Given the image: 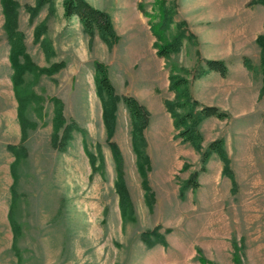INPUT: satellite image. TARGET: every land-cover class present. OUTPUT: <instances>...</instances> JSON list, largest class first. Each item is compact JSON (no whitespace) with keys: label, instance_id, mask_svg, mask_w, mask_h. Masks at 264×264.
<instances>
[{"label":"rangeland","instance_id":"1","mask_svg":"<svg viewBox=\"0 0 264 264\" xmlns=\"http://www.w3.org/2000/svg\"><path fill=\"white\" fill-rule=\"evenodd\" d=\"M17 1V27L31 60L64 64L52 73L27 72L36 99L25 107L23 137L0 0V264H201V257L207 264H264V74L257 40L264 32V3L88 0L111 14L119 38L109 45L97 32L89 34L77 15L66 16L63 0L39 6L38 0ZM29 6L37 8L34 13ZM164 19L158 36L153 27ZM182 31L181 49L159 55L157 43ZM209 58L225 60L228 73L209 70ZM96 62L120 95L112 136L97 93ZM172 75L185 80L177 90L170 87ZM123 94L150 112L151 204ZM53 96L77 124L63 145L53 140ZM166 100L178 115H197L205 105L227 115L189 120L199 134L195 145L180 136L185 126L175 125ZM218 137L225 140L229 170L216 152L202 165L203 150ZM111 141L121 150L133 202L126 218ZM9 144L19 148L17 158ZM153 230L166 242H157Z\"/></svg>","mask_w":264,"mask_h":264},{"label":"trees","instance_id":"2","mask_svg":"<svg viewBox=\"0 0 264 264\" xmlns=\"http://www.w3.org/2000/svg\"><path fill=\"white\" fill-rule=\"evenodd\" d=\"M264 3V0H259ZM53 3L54 0H38V6L43 3ZM64 4V13L66 16L71 17L77 15L81 20L84 29L89 34H94L97 32L101 38L109 45H113L119 38V34L113 23L111 14L92 3L88 0H63ZM2 5L5 13V27L11 41V48L9 58L11 65L13 67V74L11 75L13 89L18 101L17 114L22 128V135L26 137L27 127L26 122L29 121L25 113L26 105L31 102L36 97L33 91L28 90V85L26 83V74L29 71L35 73H52L60 68L64 64L63 61L54 62L50 66H40L31 60L30 55L26 52V45L24 41V32L20 30L17 26V15L19 2L17 0H2ZM33 6H29V9H32L33 13L35 9ZM165 19L158 26L153 27V31L156 35H161L164 30ZM153 26V25H152ZM181 31V30H180ZM183 34L184 32H177L173 38L166 40L158 45V54L161 56H169L173 52H177L181 49L183 44ZM37 37H39L40 32L36 31ZM162 37V36H161ZM258 42L262 46V70L264 74V32L260 33L257 38ZM44 46L48 49L47 42H43ZM207 68L209 70H215L221 74H227L229 71L228 63L223 59L209 58L207 59ZM96 85L97 93L99 94L102 104H103V118L108 129L109 136H112L116 125L117 118V108L118 101L120 100V95L117 94L114 84L106 73L105 67L101 62H96ZM170 82V87L174 90H177L185 83L183 78H177L175 75H172ZM55 103V114H54V134L53 140L55 144H66L68 139L72 136L73 129L77 126L76 121H69L63 111V101L61 98L53 96L52 97ZM122 100L129 109L133 117V130H132V143L134 151L137 155L138 169L142 174V182L146 188V198L151 204L154 198V192L150 185V180L148 178V171L152 167L151 157L147 152V138L145 135V128L148 125L150 112L149 109L139 101L137 97L132 94H123ZM188 101V96L185 101ZM166 105L168 110L175 117V125L178 127L185 126L180 130L179 134L184 139L193 142L195 145H199L198 141V131L193 126L192 122L188 124L189 120L195 121L203 119V117L217 115L219 117H225L227 114L224 110H221L216 105H205L202 106L197 115H194L193 110H187L183 114H177L174 110L175 104L173 101L166 100ZM195 117V118H194ZM62 129V134L60 130ZM112 151L114 153L118 178L116 180V187L119 194V205L121 208V214L124 218L129 215H132L133 202L131 200L130 194L127 189V185L123 176V159L119 145L115 141L110 142ZM8 147L14 152L16 158L19 156V148L16 144H9ZM200 148V146H199ZM218 153L220 157L225 161V169L229 170L230 168V159L225 147V140L223 137H218L211 140L208 146L202 152V165L205 167V163L208 161L212 153ZM89 159L93 165L96 166V156L93 152L87 150ZM192 181L191 178L188 182ZM10 218L11 212H10ZM154 234L160 235L156 230H153ZM144 235L146 233L144 232ZM145 237L146 241L149 244H152V241ZM158 237V236H157ZM166 242L164 238L160 235V238L157 239V242ZM200 251V250H199ZM201 264H207L206 259L201 257Z\"/></svg>","mask_w":264,"mask_h":264}]
</instances>
